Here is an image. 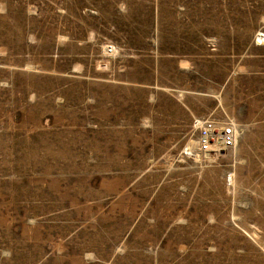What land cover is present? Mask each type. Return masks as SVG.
<instances>
[{"label":"rangeland","instance_id":"obj_1","mask_svg":"<svg viewBox=\"0 0 264 264\" xmlns=\"http://www.w3.org/2000/svg\"><path fill=\"white\" fill-rule=\"evenodd\" d=\"M0 264H264V0H0Z\"/></svg>","mask_w":264,"mask_h":264},{"label":"built area","instance_id":"obj_2","mask_svg":"<svg viewBox=\"0 0 264 264\" xmlns=\"http://www.w3.org/2000/svg\"><path fill=\"white\" fill-rule=\"evenodd\" d=\"M197 143L195 151L203 154H218L233 147L238 138V131L232 124H219L213 118L195 120ZM192 150L189 154L192 155Z\"/></svg>","mask_w":264,"mask_h":264},{"label":"bare ground","instance_id":"obj_3","mask_svg":"<svg viewBox=\"0 0 264 264\" xmlns=\"http://www.w3.org/2000/svg\"><path fill=\"white\" fill-rule=\"evenodd\" d=\"M189 149V148H188Z\"/></svg>","mask_w":264,"mask_h":264}]
</instances>
